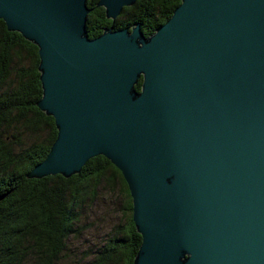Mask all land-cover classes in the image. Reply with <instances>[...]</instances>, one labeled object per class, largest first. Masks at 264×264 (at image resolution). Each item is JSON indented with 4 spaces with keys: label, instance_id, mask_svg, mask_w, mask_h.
<instances>
[{
    "label": "water",
    "instance_id": "water-1",
    "mask_svg": "<svg viewBox=\"0 0 264 264\" xmlns=\"http://www.w3.org/2000/svg\"><path fill=\"white\" fill-rule=\"evenodd\" d=\"M85 1L0 0L6 31L36 47L34 106L55 129L24 179L101 156L130 199L131 264H264V0H179L148 37L91 39ZM134 2L95 7L114 20Z\"/></svg>",
    "mask_w": 264,
    "mask_h": 264
},
{
    "label": "trees",
    "instance_id": "trees-1",
    "mask_svg": "<svg viewBox=\"0 0 264 264\" xmlns=\"http://www.w3.org/2000/svg\"><path fill=\"white\" fill-rule=\"evenodd\" d=\"M96 1H85L90 10L84 24L89 39L104 28L134 24L148 37L179 4V0H135L108 20L103 9L95 7ZM37 63L36 47L18 33L6 31L0 21V264H61L67 241L78 233L81 208L92 203L101 190H116L121 196L125 221L117 227L119 237L103 242L90 264H131L140 236L131 221L126 186L106 159L92 157L68 178L24 179L45 157L55 137L52 118L34 106L41 94ZM16 132L31 137V143L22 147Z\"/></svg>",
    "mask_w": 264,
    "mask_h": 264
},
{
    "label": "rangeland",
    "instance_id": "rangeland-1",
    "mask_svg": "<svg viewBox=\"0 0 264 264\" xmlns=\"http://www.w3.org/2000/svg\"><path fill=\"white\" fill-rule=\"evenodd\" d=\"M18 132L15 134L21 139V146H28L31 137L19 135ZM115 188L118 186L115 185ZM122 204L123 199L117 195L116 190L114 193L101 190L92 203L84 205L78 216V233L75 238L67 241L65 257L60 260L61 264H90L95 250L101 247L103 242L112 237H119L117 227L125 221Z\"/></svg>",
    "mask_w": 264,
    "mask_h": 264
}]
</instances>
